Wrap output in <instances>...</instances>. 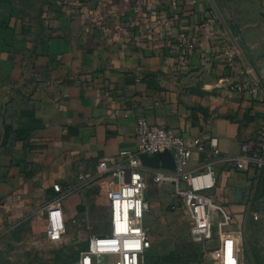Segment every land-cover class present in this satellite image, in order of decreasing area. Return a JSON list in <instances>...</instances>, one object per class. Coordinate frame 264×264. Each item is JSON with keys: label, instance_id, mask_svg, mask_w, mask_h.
I'll use <instances>...</instances> for the list:
<instances>
[{"label": "crops", "instance_id": "crops-1", "mask_svg": "<svg viewBox=\"0 0 264 264\" xmlns=\"http://www.w3.org/2000/svg\"><path fill=\"white\" fill-rule=\"evenodd\" d=\"M138 116L188 141L216 137L226 156L264 146V0H0V264H58L60 242L86 237L89 248L115 179L98 165L137 150ZM211 158L195 152L187 170ZM145 167L149 180L171 166L154 156ZM215 178L209 194L230 212L264 188L257 169L224 161ZM165 185L147 208L166 200L191 217ZM55 186L60 242L44 209ZM148 253L165 254L152 240Z\"/></svg>", "mask_w": 264, "mask_h": 264}, {"label": "built area", "instance_id": "built-area-1", "mask_svg": "<svg viewBox=\"0 0 264 264\" xmlns=\"http://www.w3.org/2000/svg\"><path fill=\"white\" fill-rule=\"evenodd\" d=\"M256 93L257 88L238 86ZM138 148L135 152L120 154V161L113 165L102 161L98 165L99 177L113 173L115 179L108 182V200L111 205V232L93 236L88 249L81 252L76 264L107 263L108 258H115L114 264H149L146 254L151 246L149 230L144 225L147 168L142 156L154 157L170 154L174 168L158 170L152 175L157 186L171 184L175 188L176 198L187 207L193 218L192 235L200 243H206L213 237V230L219 233V245L213 250L216 264H240L241 232L235 228V217L232 212L218 204L209 194L216 187L215 164L227 162L239 172L257 169L264 181V146L252 142L241 144V153L237 156L222 155L218 139L212 137L208 142L201 138L188 141L181 134H176L166 127L150 123L144 116L137 118ZM210 148L212 158L205 170L191 173L187 170L192 155ZM59 196L47 203L48 239L60 242L67 234V224L63 211V199L66 193L55 186ZM255 219H259L255 215ZM123 226V230L119 227Z\"/></svg>", "mask_w": 264, "mask_h": 264}, {"label": "rangeland", "instance_id": "rangeland-1", "mask_svg": "<svg viewBox=\"0 0 264 264\" xmlns=\"http://www.w3.org/2000/svg\"><path fill=\"white\" fill-rule=\"evenodd\" d=\"M168 185L167 193L175 197V188ZM166 186V185H165ZM158 189L150 178L147 182V194H152ZM159 195V194H158ZM241 204L242 211L231 210L235 217V228L241 232L240 241V264H264V188H256L255 192L246 199L236 200ZM246 206V207H245ZM174 206L170 201L160 200L145 212L144 225L149 230L150 240L160 244V249L165 252L159 258L161 264H216L213 250L219 245V231L213 230V237L206 243L196 241L192 235L193 218L175 214ZM255 215L259 219H255ZM98 230L102 234L111 232V211L102 215ZM87 236L89 232H86ZM88 237L77 241L76 246L70 242L58 244V264H76L81 258V251L88 247ZM146 262L152 257L147 251ZM115 258H108L107 263L114 264ZM98 264L97 259H93Z\"/></svg>", "mask_w": 264, "mask_h": 264}, {"label": "water", "instance_id": "water-1", "mask_svg": "<svg viewBox=\"0 0 264 264\" xmlns=\"http://www.w3.org/2000/svg\"><path fill=\"white\" fill-rule=\"evenodd\" d=\"M159 157H164L166 164H168V166H171L170 169L174 168V160L173 157L170 154H163V155H157ZM151 158L152 157H147V156H142V161L145 164H148L149 162H151Z\"/></svg>", "mask_w": 264, "mask_h": 264}, {"label": "trees", "instance_id": "trees-1", "mask_svg": "<svg viewBox=\"0 0 264 264\" xmlns=\"http://www.w3.org/2000/svg\"><path fill=\"white\" fill-rule=\"evenodd\" d=\"M149 264H161L159 258H152V260H150Z\"/></svg>", "mask_w": 264, "mask_h": 264}, {"label": "bare ground", "instance_id": "bare-ground-1", "mask_svg": "<svg viewBox=\"0 0 264 264\" xmlns=\"http://www.w3.org/2000/svg\"><path fill=\"white\" fill-rule=\"evenodd\" d=\"M123 229H124V227H123V226H120V227H119V230H123Z\"/></svg>", "mask_w": 264, "mask_h": 264}]
</instances>
